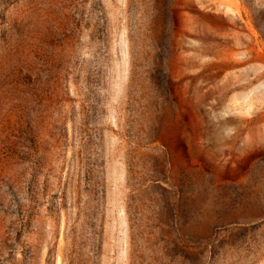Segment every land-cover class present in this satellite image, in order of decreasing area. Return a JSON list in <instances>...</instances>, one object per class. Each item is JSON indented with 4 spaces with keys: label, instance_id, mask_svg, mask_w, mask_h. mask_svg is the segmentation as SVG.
<instances>
[{
    "label": "rangeland",
    "instance_id": "rangeland-1",
    "mask_svg": "<svg viewBox=\"0 0 264 264\" xmlns=\"http://www.w3.org/2000/svg\"><path fill=\"white\" fill-rule=\"evenodd\" d=\"M0 264H264V0H0Z\"/></svg>",
    "mask_w": 264,
    "mask_h": 264
}]
</instances>
